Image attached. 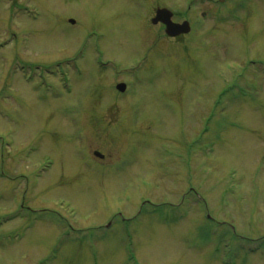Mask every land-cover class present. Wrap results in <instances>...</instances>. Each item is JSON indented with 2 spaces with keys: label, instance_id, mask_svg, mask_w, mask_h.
<instances>
[{
  "label": "rangeland",
  "instance_id": "374dc122",
  "mask_svg": "<svg viewBox=\"0 0 264 264\" xmlns=\"http://www.w3.org/2000/svg\"><path fill=\"white\" fill-rule=\"evenodd\" d=\"M229 231L264 238V0H0V264H264Z\"/></svg>",
  "mask_w": 264,
  "mask_h": 264
},
{
  "label": "water",
  "instance_id": "95a60500",
  "mask_svg": "<svg viewBox=\"0 0 264 264\" xmlns=\"http://www.w3.org/2000/svg\"><path fill=\"white\" fill-rule=\"evenodd\" d=\"M173 13L167 9H160L156 12L155 18L152 20V25L156 26L163 24L165 26V33L169 38H178L190 34V23L177 24L173 22ZM117 90L121 93L126 91L125 85H119ZM99 158H103L99 153L95 154Z\"/></svg>",
  "mask_w": 264,
  "mask_h": 264
},
{
  "label": "trees",
  "instance_id": "16d2710c",
  "mask_svg": "<svg viewBox=\"0 0 264 264\" xmlns=\"http://www.w3.org/2000/svg\"><path fill=\"white\" fill-rule=\"evenodd\" d=\"M225 235V234H224ZM226 236V235H225ZM229 242L230 243H237V244H240V243H245V244H256L257 243V248L254 250V251H258V250H264V238H263V240L262 241H256V243H254L253 241H250V240H243L242 239V241L240 240V239H238V237H236L232 232H230L229 231ZM240 240V241H239ZM226 249V248H225ZM242 251H244L243 249H242ZM244 252H247V251H244ZM243 252V253H244ZM234 253L233 252H231L230 250H228V253H227V255L226 256H229V257H231L232 255H233ZM245 255H246V253H244Z\"/></svg>",
  "mask_w": 264,
  "mask_h": 264
},
{
  "label": "flooded vegetation",
  "instance_id": "af4514ba",
  "mask_svg": "<svg viewBox=\"0 0 264 264\" xmlns=\"http://www.w3.org/2000/svg\"><path fill=\"white\" fill-rule=\"evenodd\" d=\"M70 23L72 24V25H75V24H73V21H70ZM164 27V26H163Z\"/></svg>",
  "mask_w": 264,
  "mask_h": 264
}]
</instances>
